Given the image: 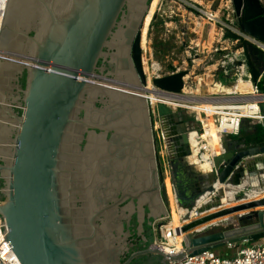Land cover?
Listing matches in <instances>:
<instances>
[{
	"label": "water",
	"instance_id": "water-1",
	"mask_svg": "<svg viewBox=\"0 0 264 264\" xmlns=\"http://www.w3.org/2000/svg\"><path fill=\"white\" fill-rule=\"evenodd\" d=\"M151 1L7 0L0 27V227L21 264H173L264 237V210H256L264 197L240 203L251 189L243 184L231 196L240 204L223 208L217 187L239 186L250 168L264 173V104L252 137L220 139L213 184L201 188L209 175L186 162L190 129L166 131L164 122L177 113L158 103L177 206L192 208L211 194L198 212L221 209L182 227L185 252L171 256L155 246L153 227L169 217V206L146 93L183 95L188 71L146 87L140 35ZM230 5L240 30L264 42L260 0ZM225 38L238 39L229 31ZM245 53L259 56L248 66L255 83L254 65L264 64V54L252 46ZM176 153L188 175L199 176L187 199ZM232 214L237 228L226 220L213 225L217 231H197Z\"/></svg>",
	"mask_w": 264,
	"mask_h": 264
},
{
	"label": "bare ground",
	"instance_id": "bare-ground-1",
	"mask_svg": "<svg viewBox=\"0 0 264 264\" xmlns=\"http://www.w3.org/2000/svg\"><path fill=\"white\" fill-rule=\"evenodd\" d=\"M153 1L154 0H152L150 3L148 12H147V14L143 20L142 27H141V35H140L141 51L143 50L144 35H146L148 32L147 27H148L150 18H149V21L147 20V18H148V15L150 13ZM158 1H159V3H162L163 0H158ZM184 1H185V3L182 0L181 1H175V2H178L179 4H184L185 7H188V1H186V0H184ZM5 2H6L5 0H2L1 6L5 5L7 3V2L6 3ZM5 8H6V5H5ZM159 13H161V8L159 10H157V14H159ZM197 13L199 16H202V17H205V18H208V19L214 21V18L210 17L203 10H197ZM212 26L215 27V25H212ZM187 27L190 28V22L187 24ZM195 27H196V24H195ZM262 43L264 44V42H262ZM254 48L258 49L260 51V52L258 51L260 54H264V47H254ZM188 51L190 53V56L188 58V70H187L188 73L183 78V82H184L183 91H184V93H187V96L177 97V96H170V95H164L161 93L159 94V93H152V92H150L149 94H146V95L148 96V99H149L151 118L158 121L160 124H161V122H160V119H159V116L157 113V109H156V105L158 103H163L175 111L177 108H181L183 110H187L189 112H194L196 114L198 121L201 123V128H202L203 132L201 135L194 132V131H190L187 133L188 141L190 144L192 154L186 158L187 159L186 162L188 163V160L191 157L192 161L194 163H196V165L198 167V168L196 167L197 168L196 170L198 172L203 174L202 171L205 170V172H207V174H209L212 170V164H211L210 158L211 157H219L220 153H221L220 139L223 137L221 135V132H223L224 130L227 131L228 133L235 132V134L237 136L240 134H243L242 127L244 125V122L233 120V117L235 115H237L236 111H230L231 113L226 114L227 113L226 111L228 109L224 108V106L222 105V102L226 101V100H224V98H226L227 95H232L235 97L236 95H239V94H245V93L251 92L252 85L249 82L245 81L243 79L242 75H243V72L249 66L250 61L252 60L250 56L257 58V60H259V56H257L258 55L257 53H252L249 57H245V60L243 61L244 64H241V69H242L243 65H244L245 69L241 71L240 67L238 66L237 67L238 73L231 80L230 84L225 86V88L219 87L216 90L217 93H221L224 91L220 97L218 96L219 98L222 97L221 99L218 100V98H215V101L218 100V104L207 106V104L201 103L200 100L202 99L201 97H203V96H201V93H199L200 91L197 88L194 89V91L198 92V93H196L197 95L193 94V95H196V97H193V96L189 97L188 96V88H187V84L189 83L188 79H189V77L192 73V70L194 68V65H195L194 61L202 58L205 53L196 52L194 50H188ZM146 66H147L146 63L144 66L143 51H142V67H143V72H144L145 79H146V87L151 89L152 88V84H151L152 80H151L150 74H148V69ZM152 71H153L154 75L159 74V72H158L159 68H158L157 64L152 66ZM191 95H192V92H191ZM228 100L231 101L232 99H228ZM237 100L238 99H236V101ZM195 102H198L197 104H202L203 106H197V105H193V104L191 105L190 104V103H195ZM232 110H234V108H232ZM245 110L248 112L247 114H251V115L254 114V112L256 111L254 105L251 107H246ZM215 115L216 116H218V115L222 116V120H221L220 124L219 123L217 125L215 124V120H214ZM157 128H158V126L153 127V129H157ZM188 134L192 137L194 136L195 138H193V139L190 138V140H189ZM154 140H155V138H154ZM163 141L165 144L164 137H163ZM200 143H203V144H200ZM199 145L202 146V148L205 151V154H204V152L202 153L201 158L198 157ZM245 146H246V144L244 143V147ZM155 148H156V144H155ZM165 148H166V144H165ZM209 151H210V153H209ZM166 152H167V148H166ZM189 163L192 164L190 162V160H189ZM192 165H194V164H192ZM167 166H168V164H167ZM162 173L164 176L163 171H162ZM168 173H169V168H168ZM260 176H264V173L256 174L250 168L248 174L245 177L241 178L242 181L241 182L237 181V183H238L237 185H239V186H233L230 184H227V185H225V184L220 185L219 184V185H217V187L219 186L218 188L223 189V194H224L225 200H224L222 206L226 207L230 204H232V205L235 204V202L231 199L232 193H235V192H230L231 190H239L240 191L241 188L243 187V184H249V179L257 178ZM168 177H169V175L166 176V178L164 177V183L166 181L165 188H166V195H167V199H168L169 217H170L169 226H170V229H173L176 232V234H178L179 228H181V224H183L182 222H184V221L182 220V222H181V220H180L181 212H179L178 208L176 207L173 189L170 186L171 184L169 185L170 180L168 181ZM248 192H250V190ZM247 196H248V194H247ZM211 197H212L211 194H206L205 196H202L199 199V201L197 202V206H203V205L207 204L208 200ZM246 199H247V197H246ZM229 216H231V218L229 220H232V223H234L235 222V220H234L235 215L232 214ZM220 219L221 218L213 220L207 224H204V225L198 227L197 231H200L202 229L213 226L214 224L218 223ZM187 220L188 219H185V221H187ZM233 226H234V228H237V224L236 225L233 224ZM179 239L180 238L177 236V238H176L177 248L180 247V243H178ZM172 242H174V241H172Z\"/></svg>",
	"mask_w": 264,
	"mask_h": 264
},
{
	"label": "built area",
	"instance_id": "built-area-1",
	"mask_svg": "<svg viewBox=\"0 0 264 264\" xmlns=\"http://www.w3.org/2000/svg\"><path fill=\"white\" fill-rule=\"evenodd\" d=\"M7 2V0H5ZM175 1H181V0H175ZM184 3L185 1L182 0ZM2 0H0V27L2 23L3 13L5 10V5L1 6ZM5 2V3H6ZM261 2V1H260ZM262 4V3H261ZM264 8V5H262ZM199 6L194 5L193 3H188V10L190 12H197L199 10ZM221 22V29L219 30V36L221 40L223 41H229L231 43V46L229 48H213L211 51L213 53L210 54L208 61L212 62L214 60L217 61L216 56H218L217 66L220 67L221 72L224 75H231V80L237 75V63L243 62L246 53L245 48L248 46L252 47H264V44L262 41H259L255 39L254 37H251L245 33H243L238 25H236L234 22H222L221 19L216 20V22ZM229 31L236 35L238 37L237 40H232L225 38V33ZM232 48H234V52L232 51ZM211 56H213V60H211ZM255 68H257L258 65H254ZM259 72V76L257 77L256 82L254 83L252 81V77L250 74L249 67L243 72V79L247 82H249L252 85L251 92L245 93V94H239L234 96H226L224 98V102H222V105L224 108L228 109L226 114L231 113L230 111H236V114L233 117L234 121H240V122H248V121H261V112H260V105L264 104V93L260 91L259 84L262 83L264 78V68L259 69L257 68ZM149 94V93H146ZM168 95V94H164ZM187 94L183 93L181 96H185ZM171 96V95H170ZM177 96V97H181ZM188 96L196 97V95L188 94ZM231 97V98H230ZM146 98L149 102L148 96L146 95ZM228 99H232L231 101ZM236 99H238L236 101ZM189 104V103H188ZM191 105H197V106H203L202 104H196V103H190ZM255 106V112L254 114H247L248 112L245 110L246 107ZM244 107V108H243ZM234 108V110H232ZM181 109V108H177ZM176 109V110H177ZM215 118L218 119V123L220 124L222 120V116L215 115ZM201 124V123H200ZM236 135L235 132L228 133L227 131L221 132V135ZM237 136V135H236ZM203 150V151H202ZM202 152H204V149L199 147V153L198 157L201 158ZM212 158V157H211ZM210 158V161H211ZM175 197V196H174ZM245 199V198H244ZM176 204V199H175ZM176 207L178 208L179 212H181L180 220L183 224H181V228H179L178 234L173 229H170L169 226V219L167 221H159L155 224V246L160 247L163 249L165 253L168 255L174 256L178 255L182 252H185V249L183 247V236L184 234L181 232L182 227L188 224L189 222H192L194 220H197L203 216V214L199 213L197 208L200 206H197V201L195 203V206L192 208H188L187 206L179 207L176 204ZM189 220L185 221V218H188ZM169 218V217H168ZM2 222L0 220V226ZM213 227V226H210ZM208 227V228H210ZM207 228V229H208ZM206 229V230H207ZM204 231V230H203ZM159 233V235H158ZM177 236L180 238L179 242L180 247L177 248ZM174 241V242H172ZM172 242V243H171ZM227 250L228 252L235 250V254L233 256H227L226 254H219L217 250H210L205 251L200 254L194 255V256H188L185 255V259L181 261H176L173 264H264V237L259 239L257 242L248 244V243H242L238 245H231L228 244L226 247L222 248ZM0 264H21L16 257L13 250L10 248L9 244L5 240V238L2 235L1 227H0Z\"/></svg>",
	"mask_w": 264,
	"mask_h": 264
},
{
	"label": "rangeland",
	"instance_id": "rangeland-1",
	"mask_svg": "<svg viewBox=\"0 0 264 264\" xmlns=\"http://www.w3.org/2000/svg\"><path fill=\"white\" fill-rule=\"evenodd\" d=\"M260 1L262 5H264V0H260ZM191 2H194L195 4L194 3L193 4L196 6L199 5L198 7L199 10H203L210 17L214 18V20L221 19V21L224 23L230 21L236 24V22L234 21V18L230 16L231 15L230 13L232 11L230 0H192ZM160 8H161V13L157 14V10H159ZM152 13L154 17L150 18V21L147 27L148 32L146 35H144V43H143L144 44L143 45V49H144L143 57H144V63L147 64L146 67L148 69V74H150L151 79L154 77L152 66L156 64L159 68V71H158L159 77L172 74L170 72L175 71L176 69H183L179 72L185 71L187 69V64L185 62L187 54L181 48V44L183 40H185L184 37L186 33L182 32L181 29L187 27L188 9L185 7L184 4H179L178 2H175L174 0H163L162 3H159V1L157 0V2L154 4V7L152 9ZM191 13L193 15H196L194 12H191ZM193 18H195V20H192ZM196 19H200V22H202V20H205L203 21L204 23L207 22L210 24L211 28H216L212 26V25H215L212 20L202 17V16L196 15L194 17H191L190 20L200 25L199 22L196 21ZM209 24L205 25V27L209 28ZM174 28H178V30ZM179 31H181L183 35H180ZM232 51L233 52L235 51L234 48H232ZM241 64H243V62H241L240 65ZM257 68H259L260 70L263 69L264 64H259ZM220 72L221 70L215 73L213 80L216 83L225 86L229 83L231 79V75L228 76V75L222 74L223 75L222 76ZM187 88H188V84H187ZM259 89L261 92H263L262 89H264V78H263L262 83L259 85ZM175 112L178 115H180V117L182 118L181 121L183 125L185 126V124H187L190 131H194L200 135L202 134L203 131L201 128V124L198 121L197 116L194 112L188 113L187 110H183V109H177ZM152 124H153V127L158 126L157 129H153L155 144H156V152H157V157H158V161L160 163L161 169L164 172V177L166 178V176H168L169 173H168V166H167L168 164L167 163V153L162 143L163 137H164L163 128H162V125L158 121L154 120L153 118H152ZM246 125L255 129L256 131H259V127L255 123V121H248ZM190 138L193 139L195 137L191 136ZM169 180H170V177H168V181ZM204 181H206L207 185L213 184V177L209 175L207 179H204ZM170 184L171 183H169V185ZM261 185H260V189L264 188V180L261 181ZM170 186L172 188V185ZM174 200H175V197H174ZM237 204H240V203L238 202L233 205L230 204L226 206V208L236 206ZM220 209L221 208L212 210L210 212H206L205 214H203V216L210 214L212 212L218 211ZM256 210H264V208H257ZM168 219L170 221V217L164 219V221H167ZM233 224L236 225V222H234ZM217 230H218L217 228L210 227L205 232H211V231L213 232ZM235 252H236L235 250L228 252L227 250L223 249L219 251V254H226L227 256H233Z\"/></svg>",
	"mask_w": 264,
	"mask_h": 264
},
{
	"label": "crops",
	"instance_id": "crops-1",
	"mask_svg": "<svg viewBox=\"0 0 264 264\" xmlns=\"http://www.w3.org/2000/svg\"><path fill=\"white\" fill-rule=\"evenodd\" d=\"M192 3H194V2H192ZM197 6H199V5H197ZM191 14L192 13L188 10V20H190L191 17H194L196 15L199 16L197 13H195L196 15H193V14L191 15ZM192 20H195V18H193ZM192 20H190V28H187L188 29V46H189L188 48L189 49H197L198 52L199 51L205 52V55H204V59L203 60L195 61L194 68H193L192 73H191V75H190V77L188 79L189 80L188 81L189 82L188 83V94H191V92H192V95L198 93V92L194 91V89L197 88L200 91L199 93H201V96H203V97H201L202 99L200 100L201 103L207 104V106L216 105V104H218V100L222 98V97L221 98H219V97L224 92L223 91L221 93H217L216 90L219 87L225 88V86L230 84L231 79H230L229 83L227 85H225V86L216 83L213 80V78H214L215 73L220 70V67L217 66V61H218L219 58H218V56H216L217 61L214 60L213 63L209 62L208 58H209L210 54L213 53V51H211L213 48H216V49H218V48L219 49L220 48H222V49L229 48L231 46V43L229 41L221 40V38L219 36V33H220L219 30L221 28H211L209 23H207V22L204 23L203 22L205 20H202V22H200V19H196V21H198L200 25L196 24ZM195 24H196V27H195ZM207 24H209V28L205 27V25H207ZM203 26H204V28H203ZM181 30L183 31V28ZM256 50L259 51L258 49H256ZM210 59L213 60V56H211ZM254 59L255 58L253 57L252 60H254ZM240 63L241 62H239V64L237 63V67L239 66L240 70L242 71V70L245 69V67L243 65V67L241 69ZM220 73H221V75L223 74L222 72H220ZM227 96H232V95H227ZM215 98H218V100L215 101ZM195 103L197 104L198 102H195ZM188 113H189V111H188ZM181 120H182V118H181ZM246 123L247 122H245L243 127H242L243 134H240L238 136L231 135V134L230 135L229 134L228 135H224L223 136L224 139L226 141H229V142L230 141L231 142H235V141H237L239 139H241V141H244V139H246L248 137H251L256 132V130L251 128V127H249L248 126L249 124L246 125ZM190 137L191 136L189 135V140H190ZM162 143H163L164 148H165L164 141ZM243 143H245V142H243ZM200 144H203V143H200ZM199 147L201 148L200 145H199ZM209 153H210V151H209ZM204 154H205V151H204ZM189 160H190V162L192 164L195 165V166L193 165L192 167H194V168L197 167L196 163H194L192 161L191 157L189 158ZM189 160H188V164H190ZM198 173L201 174L200 172H198ZM202 173H203L202 176H204V177L207 174V172H205V170H203ZM208 175H210V174H207V176ZM189 176H191L193 179H199V176L197 174H194L193 172ZM263 177L264 176H260V177L252 178V179L249 180V185L251 186L250 192L247 193L248 194L247 199L246 200L242 199L240 201V203L249 202V201H253V200H259V199L264 197V188L260 189L261 180H263ZM207 178H205V179H207ZM206 185L207 184H206V181H204V179L202 181H200V187L201 188H204ZM230 192H239V190H231ZM234 215H235V217L238 216L236 214H234ZM230 218H231V216H226L223 219L221 218L218 223L226 221V220H229ZM218 223H216V224H218ZM220 250H223V249H219L217 251L219 252Z\"/></svg>",
	"mask_w": 264,
	"mask_h": 264
},
{
	"label": "flooded vegetation",
	"instance_id": "flooded-vegetation-1",
	"mask_svg": "<svg viewBox=\"0 0 264 264\" xmlns=\"http://www.w3.org/2000/svg\"><path fill=\"white\" fill-rule=\"evenodd\" d=\"M157 2V0H154L153 1V3H152V7H151V10H150V13H149V15H148V18H147V20L149 21V18H151V17H154L153 16V13H152V9H153V7H154V4ZM189 2H191V0H188V3ZM192 3V2H191ZM261 3V2H260ZM261 6H262V4H261ZM187 9H188V7H186ZM195 13H197V12H195ZM198 14V13H197ZM151 15V16H150ZM209 17V16H208ZM190 22V20H188V23ZM214 22V24H215V27L216 28H220L221 27V22L219 21V22H216V20H214L213 21ZM147 23V22H146ZM174 29H176V30H178V28H174ZM188 29H187V27L186 28H183V31L182 32H185L186 33V35H185V40H183V42H182V44H181V48L186 52V54H187V57H186V59H185V62H186V64H187V69H186V71L188 70V58H189V56H190V53H189V51L188 50H194V51H196V52H198L197 51V49H189L188 47ZM180 32V35H183L182 33H181V31H179ZM144 45V44H143ZM143 51V56H144V49L142 50ZM199 52H201V51H199ZM201 53H205V52H201ZM205 55V54H204ZM251 57V59L253 58V56H250ZM204 59V56L202 57V58H200V59H198V60H195V61H201V60H203ZM143 61H144V57H143ZM195 61H194V63H195ZM145 64V63H144ZM181 70H183V69H176L175 71H172V72H170V73H176V72H179V71H181ZM169 74V73H168ZM154 76V77H153ZM152 77L153 78H156V77H159V74L158 75H153ZM147 77V76H146ZM152 78V79H153ZM151 79V80H152ZM163 127L165 128V130L166 131H168V132H171V131H175V130H179V129H184V130H188V126H187V124H185V126L182 124V121H181V117H180V115H176L175 117H169L168 118V120H166L165 122H164V125H163ZM252 137V136H251ZM179 153L177 154H175V156H174V164L176 165V170H177V175H178V178H179V180L180 181H182L183 183H185L186 184V190H185V197H186V199L187 198H190V197H192L193 196V191H195L196 190V184H195V182L193 181L194 179L191 177V176H189L188 175V172H186V170L184 169V167L182 166V162H183V160H184V158L183 157H181V155H179ZM242 181V179H240L239 180V182H241ZM181 189V188H180ZM189 189V190H188ZM192 192V193H191ZM185 206V205H184ZM154 228H155V225H154V227H153V233H154V237H155V231H154ZM144 263H146L145 261H142V260H140V262H137V264H144Z\"/></svg>",
	"mask_w": 264,
	"mask_h": 264
},
{
	"label": "trees",
	"instance_id": "trees-1",
	"mask_svg": "<svg viewBox=\"0 0 264 264\" xmlns=\"http://www.w3.org/2000/svg\"><path fill=\"white\" fill-rule=\"evenodd\" d=\"M263 93H264V89H262Z\"/></svg>",
	"mask_w": 264,
	"mask_h": 264
}]
</instances>
